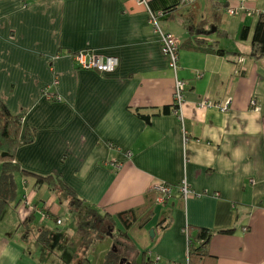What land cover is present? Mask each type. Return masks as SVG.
I'll list each match as a JSON object with an SVG mask.
<instances>
[{
	"label": "crops",
	"instance_id": "crops-1",
	"mask_svg": "<svg viewBox=\"0 0 264 264\" xmlns=\"http://www.w3.org/2000/svg\"><path fill=\"white\" fill-rule=\"evenodd\" d=\"M147 4L176 39L181 119L171 104L175 75L144 5L0 0V100L33 130L14 161L59 176L84 204L112 217L131 256L147 250L156 264H264V52L249 55L264 0H244L235 14L226 10L235 0ZM194 36L213 50L191 47ZM83 48L116 56L117 65L111 72L79 68L72 55ZM15 180L22 185L15 199H22L0 214V264H54L46 251L39 257L24 247L30 224L37 213L38 224L76 215L57 203L58 190L33 187L18 174ZM182 181L191 190L185 198ZM158 183L170 188L162 201ZM199 227L211 231L208 255L188 263L187 236L195 239Z\"/></svg>",
	"mask_w": 264,
	"mask_h": 264
},
{
	"label": "trees",
	"instance_id": "trees-1",
	"mask_svg": "<svg viewBox=\"0 0 264 264\" xmlns=\"http://www.w3.org/2000/svg\"><path fill=\"white\" fill-rule=\"evenodd\" d=\"M247 32L248 26L242 25L238 35L240 38H244ZM190 44L191 47L196 49L213 50L209 45H205L203 39H200L197 36L193 37V41L192 43L190 42ZM215 52L220 54L223 50L215 49ZM263 52L264 14L259 13L251 35L249 55L254 59H258ZM32 136L33 130L22 126L21 116L10 113L0 100V214L3 208L8 204V200H14L16 197L15 175L18 174L24 179H31L33 187L37 188L45 184L51 190H60L65 193L67 197V208H69L76 217L80 215L79 217L82 219L83 223H85L86 227H83L82 225L79 226L78 224L76 227L77 233L82 239H87V237H89L88 235L86 236V233L90 230L95 232V235L97 236L107 234L108 231H110V235H112V217L105 212L99 213L95 208L84 204L82 199H80L73 189L59 176L54 174L37 173L21 167L16 161H14L16 149L22 144L30 142ZM21 199L22 198L20 197L15 199L14 206H16ZM32 215L33 212L30 211L23 222H27ZM123 216H126V214L124 213ZM229 230L230 229L220 230V232H227ZM210 234L211 231L209 229L199 227L194 236L195 239H190L187 236L188 263L195 260H201L204 256L208 255L206 245ZM40 239L43 241L42 238ZM113 239L112 247L108 253L109 255L103 264H156V260L150 258L147 250L141 251L138 257L131 256L129 254L131 245L128 244V237L117 239V236H115ZM193 240L197 241L196 245H193Z\"/></svg>",
	"mask_w": 264,
	"mask_h": 264
},
{
	"label": "rangeland",
	"instance_id": "rangeland-1",
	"mask_svg": "<svg viewBox=\"0 0 264 264\" xmlns=\"http://www.w3.org/2000/svg\"><path fill=\"white\" fill-rule=\"evenodd\" d=\"M22 185L16 182V197L21 194ZM41 191H45L44 187ZM59 197L56 201L63 208L66 205V195L62 191H54ZM12 200H8V203ZM9 206V205H8ZM80 216V215H79ZM62 216L63 222L58 225L47 220L46 223L38 224L40 220L39 214H35L32 224H30V236L24 243V247H28L35 256L43 257V252L46 251L47 263L54 264H103L108 257V253L113 244L115 230L112 229V235L103 234L101 236L95 235V232L89 231L87 239H82L77 233V224L83 227L80 217ZM117 224V219H115ZM81 223V224H80ZM117 227V226H116ZM118 228V227H117ZM21 225L20 233L24 231ZM42 238L43 241L40 239ZM48 250V251H47Z\"/></svg>",
	"mask_w": 264,
	"mask_h": 264
},
{
	"label": "built area",
	"instance_id": "built-area-1",
	"mask_svg": "<svg viewBox=\"0 0 264 264\" xmlns=\"http://www.w3.org/2000/svg\"><path fill=\"white\" fill-rule=\"evenodd\" d=\"M181 2H190L192 0H180ZM238 2V6L236 7H227V12L230 14H235L237 11L242 8V2L244 0H235ZM138 4H142L145 6L147 11V18L148 22L150 23L154 32H156L159 36L160 48L163 54L166 56L167 65L168 67L174 72V84H173V93H172V104H173V111L178 116L179 119L182 118V104L184 102L183 92H184V81L181 78L176 76V71L178 68V54H177V43L176 39L167 32H164L159 27L157 21V15L159 12H154L151 10L147 5V0H136ZM73 61L75 65L79 68L85 69H96L101 72H111L114 70L115 66L117 65V57L113 55H102L93 52L91 49L83 48L75 51L72 55ZM45 96L48 99H59L57 95H52L50 93L44 92ZM205 101H200L198 103L199 106H203ZM228 101H226L221 107V110H225ZM250 104L252 109L257 108L254 104V100H250ZM213 105H217L213 103ZM157 190L160 192V195L157 197L159 201H162L169 193L170 188L165 183H158L155 185ZM179 192L185 198L191 193V190L188 188L187 184L182 181L179 185ZM24 206H26L30 210H34V207L30 204L29 200L25 197L22 200ZM40 213L41 217H45L47 214L45 211L41 209H37ZM56 223H60V218H57ZM183 232H186V227H183Z\"/></svg>",
	"mask_w": 264,
	"mask_h": 264
},
{
	"label": "water",
	"instance_id": "water-1",
	"mask_svg": "<svg viewBox=\"0 0 264 264\" xmlns=\"http://www.w3.org/2000/svg\"><path fill=\"white\" fill-rule=\"evenodd\" d=\"M108 228H109V227H108ZM110 234H111V232L108 231V232H107V235H110ZM149 234L152 235V229H149Z\"/></svg>",
	"mask_w": 264,
	"mask_h": 264
}]
</instances>
